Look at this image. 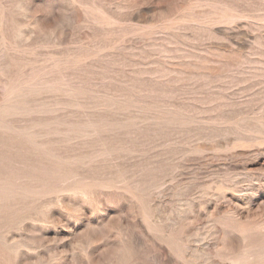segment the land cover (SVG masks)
Masks as SVG:
<instances>
[{
    "label": "rangeland",
    "instance_id": "374dc122",
    "mask_svg": "<svg viewBox=\"0 0 264 264\" xmlns=\"http://www.w3.org/2000/svg\"><path fill=\"white\" fill-rule=\"evenodd\" d=\"M0 264H264V0H0Z\"/></svg>",
    "mask_w": 264,
    "mask_h": 264
}]
</instances>
